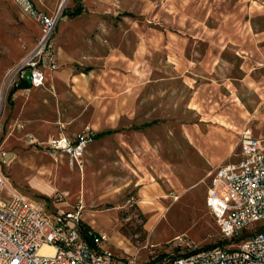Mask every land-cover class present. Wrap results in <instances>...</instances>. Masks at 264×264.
<instances>
[{
	"label": "rangeland",
	"instance_id": "374dc122",
	"mask_svg": "<svg viewBox=\"0 0 264 264\" xmlns=\"http://www.w3.org/2000/svg\"><path fill=\"white\" fill-rule=\"evenodd\" d=\"M33 1L60 16L59 67L42 87L1 95L5 72L41 31L14 0H0V172L7 182L47 213L80 207L82 221L108 236L102 247L135 264H151L169 247L177 256L220 244L205 205L213 168L186 134L240 125L264 142V0ZM77 6L81 14L68 16ZM113 51L128 68L113 62ZM87 67L89 79L81 76ZM105 68L126 77L122 113L114 133L94 139L82 168L71 169L49 154L46 139L108 130L94 98ZM137 136L156 166L138 162Z\"/></svg>",
	"mask_w": 264,
	"mask_h": 264
},
{
	"label": "built area",
	"instance_id": "2783aa9c",
	"mask_svg": "<svg viewBox=\"0 0 264 264\" xmlns=\"http://www.w3.org/2000/svg\"><path fill=\"white\" fill-rule=\"evenodd\" d=\"M14 1L41 32L33 49L5 72L1 95L7 98L23 83L42 87L44 72L57 69L59 14L37 9L31 0ZM94 139L91 130L74 137L59 133L46 140L45 149L70 168L81 169ZM239 147L241 159L216 169L206 191L205 205L223 243L177 256L170 250L169 264H264V142L244 131ZM7 181L0 172V264H135L102 247L108 242L105 233L84 231L80 207L47 213ZM42 247L51 252H41Z\"/></svg>",
	"mask_w": 264,
	"mask_h": 264
},
{
	"label": "crops",
	"instance_id": "0c3cea01",
	"mask_svg": "<svg viewBox=\"0 0 264 264\" xmlns=\"http://www.w3.org/2000/svg\"><path fill=\"white\" fill-rule=\"evenodd\" d=\"M31 1L34 3L33 0ZM55 51H56V63L58 69L59 51L58 48H56V45H55ZM119 54H120L119 52L113 51L110 58L117 66L121 67L120 68L121 70L128 68V66L127 67L125 66L126 61H124V59H121ZM111 59H108L106 61V64H108L109 60ZM57 69L55 71L44 72L45 83L48 81L49 78H52V76L57 71ZM121 70H110L109 68L108 69L105 68L103 70V73L98 75L96 81L98 91H100L99 93H101L100 97L97 96L94 97L96 104H98L96 112H97V116H100L101 119H103V122H105L104 123L105 125H103V127L108 128V130H110V127L113 128L116 125L119 115L122 113V109H121L122 102L120 96H122L121 94L124 93V89H125L124 82H126V77H124V73H122ZM90 72L91 69L87 67L81 72V76L89 79V77L93 76V73L90 74ZM111 76L113 78H110ZM83 77H78V80L84 81ZM30 89H36V88H28V90ZM20 91H26V90L17 89L14 91L12 95H14L15 93L17 94ZM95 127L98 128L97 125ZM241 127L242 126L240 125L230 126L229 128L227 127L223 128L222 126H220L222 131L213 130L210 132L208 131L206 133L196 131L193 128V130L189 134H186L187 142L192 147H194L195 150L198 152V154L213 168V170L209 172L207 175L208 184L210 181V176L216 171V169H218L220 166L223 165L236 163L241 159L239 137L238 139L236 138V134L237 135L241 134V129H242ZM231 128L234 131H231L230 130ZM68 137H73V136H68ZM137 141H138L137 148L138 151L141 153V157L138 162H140L141 165L144 167L150 164L156 166L158 161L156 155L153 153V150L149 147V145L145 143V140L143 138L137 136ZM233 158H235L236 160L232 161L231 159ZM159 169L161 172L164 173L162 175L164 176L169 175V171L166 168L162 167V165L159 166Z\"/></svg>",
	"mask_w": 264,
	"mask_h": 264
},
{
	"label": "trees",
	"instance_id": "16d2710c",
	"mask_svg": "<svg viewBox=\"0 0 264 264\" xmlns=\"http://www.w3.org/2000/svg\"><path fill=\"white\" fill-rule=\"evenodd\" d=\"M81 12H82V7L81 6H77L74 11H72L71 13L68 14V16H70V17L79 16L81 14ZM26 88H29V85L27 83L21 84L18 88L13 89L10 92V94L8 96V99H11V96L14 93L15 90H17V89H26ZM112 133H114L113 130H106V131H103V132H99V133L95 134V139H99V138H101V137H103L105 135H109V134H112ZM80 224L83 227L84 231L92 229L88 225H86L82 220L80 221ZM221 243H223V242H221ZM170 250H171L170 247L164 249L162 251V253L158 257L152 258L151 264H169L167 262V260H168L167 258H169V255L167 254V252H169Z\"/></svg>",
	"mask_w": 264,
	"mask_h": 264
},
{
	"label": "bare ground",
	"instance_id": "6f19581e",
	"mask_svg": "<svg viewBox=\"0 0 264 264\" xmlns=\"http://www.w3.org/2000/svg\"><path fill=\"white\" fill-rule=\"evenodd\" d=\"M44 248H45V249H44ZM41 251H42V252H44V251H50V248H48V247H42Z\"/></svg>",
	"mask_w": 264,
	"mask_h": 264
}]
</instances>
